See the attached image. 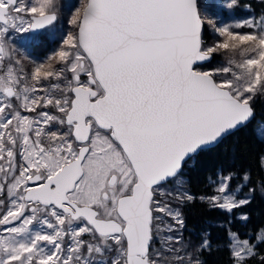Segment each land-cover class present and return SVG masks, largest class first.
<instances>
[{"label":"snow or ice","instance_id":"obj_1","mask_svg":"<svg viewBox=\"0 0 264 264\" xmlns=\"http://www.w3.org/2000/svg\"><path fill=\"white\" fill-rule=\"evenodd\" d=\"M59 10L0 0V264H205L211 241H185L181 208L200 199L231 213L250 200L232 172L194 197L182 170L255 120L264 14L218 23L198 0H80L75 32L30 61L16 34L50 28ZM214 55L225 62L201 71ZM254 131L264 141V120ZM261 246L264 226L227 230L232 264H264Z\"/></svg>","mask_w":264,"mask_h":264},{"label":"trees","instance_id":"obj_2","mask_svg":"<svg viewBox=\"0 0 264 264\" xmlns=\"http://www.w3.org/2000/svg\"><path fill=\"white\" fill-rule=\"evenodd\" d=\"M198 3L202 15H220L218 10L222 11L221 15L226 19L230 14L242 18L264 14V0H237V5L229 11L222 8V0H198ZM203 39L205 42L212 41L207 24L203 30ZM15 41L17 45L20 43L18 37ZM36 46L30 48L28 54L25 51L24 53L30 61L44 62L52 48L47 49L44 43ZM20 48L24 50L23 46ZM219 57L220 55H214L210 62L201 67L213 68ZM253 107L256 117L252 123L227 136L217 146L199 152L182 171L186 188L194 197L212 195L214 188L209 178L214 180L221 172L235 174L232 185L244 182L242 176L247 173L250 180L245 184V189L247 191L250 188L255 189L248 198L250 202L231 213L213 208L208 202L200 199H195L182 207L185 241L190 240L193 245H199L205 236L211 241V250L200 254V259L205 264H232L229 251L224 247L228 229L238 232L241 238H245L246 233L248 236H254L255 229L264 226V190L261 189V185L264 184V163L260 159L264 156V141L258 139L254 131L257 121L264 119V97L258 95L253 101ZM243 215H247L248 219H241ZM259 250L264 253V246ZM250 264H258V261L252 260Z\"/></svg>","mask_w":264,"mask_h":264},{"label":"rangeland","instance_id":"obj_3","mask_svg":"<svg viewBox=\"0 0 264 264\" xmlns=\"http://www.w3.org/2000/svg\"><path fill=\"white\" fill-rule=\"evenodd\" d=\"M223 3H222V8L224 10H227L229 11V9L227 7H225L226 3L228 2V0H222ZM204 2V1H203ZM56 3L59 5V12H58V20L57 22L51 26L50 28H47V29H43L41 32H43L46 36H48L50 39V42L51 45H50V48H52V52L49 53V56L45 57V61L47 60L48 57H50L52 54H54L61 46V41L63 39V37L68 33V32H75V28L73 25H71L69 23V16H70V13L77 7L79 6L80 4V0H56ZM206 1H205V7H206ZM219 11V14L220 15H214V16H219L220 17V20L218 21V23L220 22H224V21H227V22H237V21H242L244 19H247V18H242V17H235L234 15L230 14L228 16V18H224L222 15H221V10H218ZM213 16V15H211ZM213 16V17H214ZM253 16V15H251ZM250 16V17H251ZM208 26V25H207ZM209 28V26H208ZM210 30V33H211V36H212V41L211 42H205L206 44H212L214 43L216 40H217V36L216 34L209 28ZM245 29H241L240 31H244ZM40 32V33H41ZM36 34L38 33H24V34H16V37L19 38V42L18 43V47L20 48L21 46H23L24 50H21V52L25 55L29 53L30 51V45L36 40ZM15 37V39H16ZM25 51V53H24ZM218 62L215 64V66L211 69H206V68H202L200 67V70L201 71H211L215 68H218L221 66V64H223L225 61H224V58L223 57H219L218 59ZM258 96V95H257ZM260 120H264V119H259L258 121ZM183 181L185 182L184 178L182 177ZM243 184V188L239 190V196L238 198H249L250 197V194L251 192L250 191H247L245 189V182H242V183H239V184H231L233 188H235L237 185H241ZM169 188L172 187L171 184L168 185ZM185 187H186V184H185ZM181 211H182V208H181Z\"/></svg>","mask_w":264,"mask_h":264},{"label":"flooded vegetation","instance_id":"obj_4","mask_svg":"<svg viewBox=\"0 0 264 264\" xmlns=\"http://www.w3.org/2000/svg\"><path fill=\"white\" fill-rule=\"evenodd\" d=\"M36 40L30 45L31 48L37 47L38 44H43L48 47L47 49H51L50 45L52 42L48 40V36H46L43 32L36 34Z\"/></svg>","mask_w":264,"mask_h":264},{"label":"water","instance_id":"obj_5","mask_svg":"<svg viewBox=\"0 0 264 264\" xmlns=\"http://www.w3.org/2000/svg\"><path fill=\"white\" fill-rule=\"evenodd\" d=\"M41 31H42V30H39L38 32H35V33H40ZM211 60H212V59H211ZM211 60H209V61H205V62H201V66L204 65V64H206V63H208V62H210ZM240 129H241V128H240ZM218 144H219V143H218ZM218 144H216V145H214V146H212V147H215V146H217ZM212 147H209V148H212ZM190 160H191V159H190ZM190 160H188L187 163H188ZM187 163H186V164H187ZM186 164H185V165H186ZM182 171H183V170H182Z\"/></svg>","mask_w":264,"mask_h":264}]
</instances>
